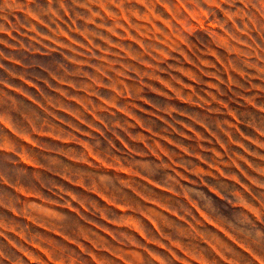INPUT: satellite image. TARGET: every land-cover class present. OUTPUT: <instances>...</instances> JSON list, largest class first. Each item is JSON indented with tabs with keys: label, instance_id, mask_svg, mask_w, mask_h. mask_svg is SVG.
<instances>
[{
	"label": "rangeland",
	"instance_id": "1",
	"mask_svg": "<svg viewBox=\"0 0 264 264\" xmlns=\"http://www.w3.org/2000/svg\"><path fill=\"white\" fill-rule=\"evenodd\" d=\"M0 264H264V0H0Z\"/></svg>",
	"mask_w": 264,
	"mask_h": 264
},
{
	"label": "bare ground",
	"instance_id": "2",
	"mask_svg": "<svg viewBox=\"0 0 264 264\" xmlns=\"http://www.w3.org/2000/svg\"><path fill=\"white\" fill-rule=\"evenodd\" d=\"M112 200H113V199H112ZM108 201H109V200H108ZM113 208H114V207H113ZM114 222H115V221H114ZM154 224H155V223H154ZM140 226H141V224H140ZM137 231H138V230H137ZM137 231H136V232H137ZM163 234H164V233H163ZM142 236H143V235H142ZM134 237H135V236H134ZM164 237H166V236H164ZM164 239H165V238H164ZM188 255H189V254H188Z\"/></svg>",
	"mask_w": 264,
	"mask_h": 264
}]
</instances>
